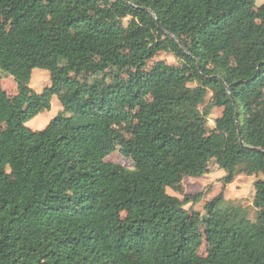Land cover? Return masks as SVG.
Here are the masks:
<instances>
[{
    "label": "trees",
    "instance_id": "1",
    "mask_svg": "<svg viewBox=\"0 0 264 264\" xmlns=\"http://www.w3.org/2000/svg\"><path fill=\"white\" fill-rule=\"evenodd\" d=\"M0 69V264H264V1L0 0ZM211 163L223 186L256 177L251 205L192 208L183 178Z\"/></svg>",
    "mask_w": 264,
    "mask_h": 264
},
{
    "label": "rangeland",
    "instance_id": "2",
    "mask_svg": "<svg viewBox=\"0 0 264 264\" xmlns=\"http://www.w3.org/2000/svg\"><path fill=\"white\" fill-rule=\"evenodd\" d=\"M264 0H255V5L259 6ZM158 59H163L167 63H175V58L165 52H158L157 55L153 58L152 61L149 62V65ZM49 75L46 70L42 69H34L31 74L30 79V87L34 90L35 93H39L42 91L44 86L49 84ZM0 86L5 89L9 94L16 93L15 83L11 76L6 74L0 69ZM210 93L206 96L205 101H208ZM63 110L62 105L60 104L59 100L55 95L51 97L50 107L48 109H42L38 114L34 117L30 118L26 125L33 129H42L45 125L49 122L51 118H53L58 113H61ZM221 113V108H214L212 110L211 115L206 123L208 129L212 128L214 125V118L219 116ZM64 115L66 116H73L74 123H77V116L71 114L69 112H65ZM105 160L111 161L120 165H123L127 168H132L133 163L129 158L123 157L120 155L118 151L112 152L110 155L105 157ZM210 173H206L199 177H184L182 184L183 189L182 191L185 193H196L199 191H205V195L203 199L192 205L194 210H197L201 213H204L203 206L204 203L214 196H216L219 192L223 191L224 198L227 200H240L244 204H252L254 200V180L255 176L253 175H239L235 178V180L223 186L220 178L225 174L223 169H219L217 165L214 163L210 164ZM259 177H262L261 175ZM20 181V175L17 169V165L12 163L8 166L7 176L4 180V185L7 187H14ZM167 193L177 196L178 198L182 199L183 194L172 190L171 188H166ZM191 204H187L184 207L189 208ZM252 212V210H251ZM174 222L170 220L167 223V227L173 226ZM208 244L207 238H204L203 244L198 250V254L204 258L205 257V248Z\"/></svg>",
    "mask_w": 264,
    "mask_h": 264
}]
</instances>
